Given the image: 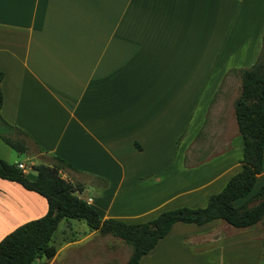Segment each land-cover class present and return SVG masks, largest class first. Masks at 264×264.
Returning a JSON list of instances; mask_svg holds the SVG:
<instances>
[{
	"label": "crops",
	"instance_id": "1",
	"mask_svg": "<svg viewBox=\"0 0 264 264\" xmlns=\"http://www.w3.org/2000/svg\"><path fill=\"white\" fill-rule=\"evenodd\" d=\"M263 33L264 0H0V117L27 147L0 138V158L31 179L61 158V176L102 218L203 207L241 169V136L198 168L181 164L186 148L220 84L256 61ZM46 211L43 196L0 178V240ZM263 222H175L140 264H264Z\"/></svg>",
	"mask_w": 264,
	"mask_h": 264
},
{
	"label": "trees",
	"instance_id": "2",
	"mask_svg": "<svg viewBox=\"0 0 264 264\" xmlns=\"http://www.w3.org/2000/svg\"><path fill=\"white\" fill-rule=\"evenodd\" d=\"M241 80L239 96L233 108L237 130L242 140L241 169L232 174L223 188L211 193L203 207L179 206L161 211L143 222H126L112 217L102 218L99 211L78 197L73 184L60 174L66 163L54 157L51 165L34 166L31 179L16 163L0 158V178L15 181L46 199V213L27 221L0 240V264H33L41 257L56 254L54 233L62 219L84 221L91 230L122 239L131 252L125 264H140L142 256L154 248L175 222L201 225L221 219L236 228H245L259 222L264 216V183L243 203L234 201L248 196L263 169L264 152V33L263 45L256 61L248 68L233 69ZM3 73L0 71V82ZM2 92L0 88V108ZM0 138L17 152H24L26 144L21 138L10 136V125L0 117ZM251 202H255L250 205Z\"/></svg>",
	"mask_w": 264,
	"mask_h": 264
},
{
	"label": "rangeland",
	"instance_id": "3",
	"mask_svg": "<svg viewBox=\"0 0 264 264\" xmlns=\"http://www.w3.org/2000/svg\"><path fill=\"white\" fill-rule=\"evenodd\" d=\"M240 85V76L234 72L217 88L209 106L206 124L196 133L193 141L186 148L181 163L184 168H198L209 158L230 148V141L238 134L237 125L234 122L233 103L240 94ZM15 156L29 165L30 160L25 159L24 153L15 154ZM45 157L47 160L48 157ZM37 163L38 160H35V164ZM31 172L34 174L36 171L32 169ZM196 172L198 175L194 178L202 176L201 170ZM263 182L264 178L259 179L254 187H259ZM73 186L76 191L79 190L74 184ZM212 190L214 192L211 193L218 192L216 189ZM86 192L91 195L95 191L93 187L86 186L84 193ZM260 227L264 231V222ZM54 245L57 250L53 257H41L33 264H125L131 252L130 245L122 239L100 234L97 230L89 229L84 221L75 219H62L59 222L54 233ZM167 262L169 261L166 260L163 264H168ZM174 263L178 264L177 258Z\"/></svg>",
	"mask_w": 264,
	"mask_h": 264
},
{
	"label": "built area",
	"instance_id": "4",
	"mask_svg": "<svg viewBox=\"0 0 264 264\" xmlns=\"http://www.w3.org/2000/svg\"><path fill=\"white\" fill-rule=\"evenodd\" d=\"M17 167L20 168L22 171L24 170L25 166L22 163H17Z\"/></svg>",
	"mask_w": 264,
	"mask_h": 264
}]
</instances>
